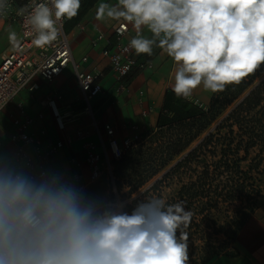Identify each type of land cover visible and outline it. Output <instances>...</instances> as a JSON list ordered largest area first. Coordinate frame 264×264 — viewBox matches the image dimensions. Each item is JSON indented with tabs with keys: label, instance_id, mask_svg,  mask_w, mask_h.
<instances>
[{
	"label": "clouds",
	"instance_id": "obj_1",
	"mask_svg": "<svg viewBox=\"0 0 264 264\" xmlns=\"http://www.w3.org/2000/svg\"><path fill=\"white\" fill-rule=\"evenodd\" d=\"M11 7L0 0V14ZM80 8L81 0H30L17 15L31 44L45 49ZM95 18L132 25L137 56L161 49L178 99L201 86L222 93L264 65V0H101ZM8 39L19 44L15 30ZM131 202L90 195L64 172L0 151V264H189L193 214L184 202L152 196L126 211Z\"/></svg>",
	"mask_w": 264,
	"mask_h": 264
},
{
	"label": "trees",
	"instance_id": "obj_2",
	"mask_svg": "<svg viewBox=\"0 0 264 264\" xmlns=\"http://www.w3.org/2000/svg\"><path fill=\"white\" fill-rule=\"evenodd\" d=\"M94 1L81 0L78 14L84 13ZM133 75L134 72L126 78ZM236 100L213 129L161 177L188 170L192 174L188 182L166 199L169 204L183 201L193 214L185 231L189 257L198 258L190 264L234 253L232 243L238 230L264 197V186L258 183L260 175H264V65L238 86L211 93L205 108L178 99L170 89L166 90L155 127L147 134L146 143L134 148L140 140L120 159L112 161L117 164L115 191L120 194L123 187L128 186L131 194L185 151ZM127 159L133 163L124 173L123 164ZM247 159L249 162L243 167L241 162ZM157 182L135 197L125 210L131 211L138 199L150 198V195L161 197L155 190Z\"/></svg>",
	"mask_w": 264,
	"mask_h": 264
},
{
	"label": "crops",
	"instance_id": "obj_3",
	"mask_svg": "<svg viewBox=\"0 0 264 264\" xmlns=\"http://www.w3.org/2000/svg\"><path fill=\"white\" fill-rule=\"evenodd\" d=\"M100 2L101 0H95L84 13L78 14L72 20H65L63 25L64 30L74 36L71 42L73 60L83 70L100 73L99 80L103 92L91 99V112L84 109L86 102L70 64L51 82H45L37 77L38 86L35 89L20 90L0 110V151L13 155L15 150L16 145L9 141V134L14 129L13 117L19 116L17 102H21L25 114L33 118V122L26 128L28 133L39 137L43 143L48 139L52 142L57 140L63 142V147L58 148L48 157L46 168L64 172L72 178L75 167L69 158L83 160L84 153L81 146L83 139L76 136L78 128L86 132L85 139L97 142L99 139L97 130L105 138L102 124L109 117L115 119L116 134L119 138L131 135L132 124H135L140 132L155 127L164 93L168 89L171 90V85L174 83L173 62L159 48L154 49L151 57L146 54L137 56L133 50L137 62L150 65L144 68L134 66L126 75L118 78L110 70L108 59L101 51L106 46L112 47L113 28L121 20L107 18L102 21L96 20V8ZM103 2L115 4L117 0H103ZM128 28L126 37L130 40L136 33L132 25L128 24ZM10 30H15L19 35L18 24H8L4 19H0V57L12 47L8 39ZM98 33H102V38L99 40L96 39ZM145 34H148L146 30ZM83 56H86L85 61L81 60ZM133 72L134 75L127 79L126 76ZM121 84L124 85L122 90L119 89ZM53 89L58 90L62 95L61 111L75 113L73 118L65 122L63 128L58 127L56 118L49 108L44 110L43 119L36 118V112L40 110L39 100ZM210 95V92L205 91L201 86L195 90L189 101L198 100L200 105L205 106ZM96 103L98 106L95 108ZM43 125L46 127V134L41 133ZM27 151L34 160L37 159L32 147L28 146ZM85 169L86 167L83 166L84 171ZM232 245L234 253L217 255L197 264H264V202L247 217Z\"/></svg>",
	"mask_w": 264,
	"mask_h": 264
},
{
	"label": "built area",
	"instance_id": "obj_4",
	"mask_svg": "<svg viewBox=\"0 0 264 264\" xmlns=\"http://www.w3.org/2000/svg\"><path fill=\"white\" fill-rule=\"evenodd\" d=\"M12 7L6 14H0V19H4L8 24L16 23L19 26V44L13 46L0 57V110L9 103L14 96L22 89L32 91L38 86L36 78H41L45 82H51L56 76L61 74L65 67L70 64L76 83L86 102L84 109L91 112V99L103 92L100 73L96 71H86L79 67L73 60L71 52L72 34L63 28L64 22L60 25V36L58 40L45 49L35 48L31 44V38L24 35L27 31L23 17L17 15L20 7L29 4L30 0H9ZM129 31L127 22L120 21L113 28L114 42L112 47H105L101 51L107 57L112 73L118 78L126 75L134 66L144 68L143 62H137L132 49L128 47ZM102 33H98L96 39H101ZM86 60V56L81 58ZM119 89H124L121 84ZM62 95L58 90L53 89L39 100L40 110L36 112V118L43 119L44 110L50 109L56 118L59 128H63L65 122L75 116L74 112H62L60 101ZM19 116L13 117V131L9 134V141L16 147L13 155L34 168L46 167L48 157L58 148L63 147L60 140L44 143L39 137H34L26 131L28 125L33 122V118L25 114L23 104L16 103ZM95 123V121L93 122ZM131 135L119 138L116 134L117 124L113 117L107 118L102 124L103 138L97 130L98 141L85 139L86 132L78 128L76 136L83 139L82 149L83 160L70 157L69 161L75 167L73 174L76 183L84 190L92 182L97 181L103 171H107L108 177L113 184L114 176L111 171V162L120 159L127 149L135 146L141 140V132L135 124L130 126ZM41 133L46 134L45 125L41 128ZM30 146L35 152L36 160L28 153ZM83 166L87 171L83 170ZM114 187V186H113ZM116 194V192L114 191Z\"/></svg>",
	"mask_w": 264,
	"mask_h": 264
},
{
	"label": "rangeland",
	"instance_id": "obj_5",
	"mask_svg": "<svg viewBox=\"0 0 264 264\" xmlns=\"http://www.w3.org/2000/svg\"><path fill=\"white\" fill-rule=\"evenodd\" d=\"M258 80V79H257ZM211 94V93H210ZM211 96V95H210ZM195 104H198L200 105V102L198 100H192ZM209 101V100H208ZM238 100H236L235 102H233L231 105H229L218 117L215 121H213L202 133L201 135L195 140L193 141L190 146L185 150L183 151L180 155L174 157L172 159V161L167 165L165 166L164 168H162L157 174L153 175L148 181H146V183L140 187L139 189L135 190L133 193H129L128 192V186H124L123 189H122V192H120V194H118L116 191H115V188L113 187V184L111 183L109 177H108V174H107V171H103V174L101 175V177L95 181V182H92L91 184L88 185V187L85 189V191L90 194V195H94V196H98V197H101V198H104L106 200H110V201H116V200H120V201H129V200H133L135 197L139 196L142 191H144L145 189H148L149 187H151V185L156 181L158 180V182L156 183V186H155V190H157L159 193H160V196L161 198L163 199H167L169 198L170 196H172L173 194H175V192L178 190V188L188 182L190 180V176L192 174H190V171H186L184 173H181V174H175V175H171L167 178H163L161 179L162 177V174L164 172H166L170 166H172L177 160H179L184 154L186 151H188L192 146H194L201 138L202 136H204L205 134H207L210 130L213 129V127L218 123V121L224 117L226 115V113L232 108V106H234V104L237 102ZM208 104V102L204 105H200V106H203V108L206 107V105ZM98 106V103H96L94 105V107L96 108ZM154 127H151V128H148V129H145L141 132V143L138 144L136 147L134 148H140L143 144L146 143L147 141V134L153 130ZM143 148V147H142ZM253 153H250V156H252ZM132 157V156H131ZM130 157V159H131ZM249 160H245V161H242L241 164L243 167H246L247 164H248ZM133 162H130L129 159L125 160L124 161V164H123V172L124 173H127L128 172V168L130 166V164H132ZM117 164L114 163V162H111V171H112V174L114 176V179L116 178L117 176ZM85 171H87V169H85ZM160 180V181H159ZM259 185L262 187L264 186V175H260V179L258 181ZM114 191L116 192V194L114 193ZM154 196V195H153ZM150 197H152L150 195ZM146 198V197H144ZM262 202H264V197H262V200L261 202H259L256 206H255V209L260 207ZM201 243V241L199 242ZM190 258V262L189 264L191 263V260L194 261V260H197V256H191L189 257Z\"/></svg>",
	"mask_w": 264,
	"mask_h": 264
}]
</instances>
